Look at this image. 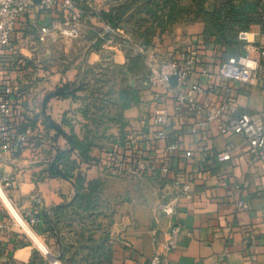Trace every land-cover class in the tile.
<instances>
[{
    "label": "crops",
    "instance_id": "obj_1",
    "mask_svg": "<svg viewBox=\"0 0 264 264\" xmlns=\"http://www.w3.org/2000/svg\"><path fill=\"white\" fill-rule=\"evenodd\" d=\"M113 6L110 0H73L70 11L57 8L47 13L41 9L40 0H34L13 33L14 53H24L29 60L38 62L35 57L40 47L47 66L33 73L32 78L36 81L30 88L37 95L36 99L27 96L26 90H19L25 106L20 109L21 126L30 124L33 132L27 144L16 151L6 152L0 148V176L10 180L9 185L3 183L4 188L0 182V196L2 192L21 216L37 214L39 222L33 226L37 235L31 234L39 242L18 227L0 197V224L4 223V227H0V264H30L35 255L39 256L35 264L42 259L49 264H65L60 257L61 247L56 235L47 229L45 213L53 206L71 202L76 195L72 180L51 174L58 151L69 149L70 144L50 125L48 118L61 123L68 113L66 116L71 117L69 120L73 124L71 131L84 139L78 104L72 97L54 96L47 103L43 100L64 84L76 83L80 67L73 63L60 69L59 61L56 65L53 62L56 44L61 37L68 35L53 32L45 43H40L33 35L42 25L74 15L80 28L76 35L68 36L73 40L90 22L106 27V23L95 16L103 15ZM204 25L203 21L197 20L184 26L185 34H179L169 49L179 44L196 45L204 40L207 47L205 66L216 70L220 60L228 55L205 39ZM151 56L141 59L140 65L132 70L131 83L136 87L137 97L124 110L125 132L141 133L155 106L154 92L164 91L145 84L147 60ZM89 58L94 62L100 59V55L91 52ZM199 79L204 82L206 77L200 76ZM233 86L238 101L247 109L261 110L264 107L261 87L236 83ZM168 107L171 114L174 113L172 99H169ZM194 123L195 117H184L176 120L169 129L186 145L173 155V167L167 175L161 173V166L168 142L151 140L142 145L155 168L119 202L109 230L112 260L108 264H148L156 253L161 256V264H264V176L257 166L248 163V144L241 136L223 135L215 123L207 129L193 131ZM185 148L192 149L197 156L209 149L215 152L229 149L231 159L220 162L208 158L196 162L185 158ZM104 150L101 153L94 148L91 155L95 159L89 164H80V170L88 180L106 176L101 168ZM175 179L191 181L192 192L189 197L180 198L178 216L174 220L159 214L158 204L170 191ZM239 201L245 202L248 208L241 210L237 205ZM174 225L181 227L177 247L166 250L165 244Z\"/></svg>",
    "mask_w": 264,
    "mask_h": 264
},
{
    "label": "built area",
    "instance_id": "obj_2",
    "mask_svg": "<svg viewBox=\"0 0 264 264\" xmlns=\"http://www.w3.org/2000/svg\"><path fill=\"white\" fill-rule=\"evenodd\" d=\"M33 4L34 0H0V148L6 152L16 151L27 144L33 132L30 124L21 126L20 109L24 99L16 82L6 70L3 71V65L8 66L9 56L14 54L13 33ZM40 6L47 13L57 8L70 11L73 0H40ZM258 12L264 18V0H260ZM79 28L78 18L71 15L70 18L56 19L48 25H42L33 37L45 43L53 32L74 36ZM107 29L110 27L107 26ZM238 37L242 43V52L223 57L216 70L205 66L207 47L204 40L196 45H176L160 61L153 57L147 60L145 84L152 89L163 88L164 91L154 92L155 106L144 122L141 133L129 130L117 135L104 150L101 168L106 176L138 180L149 177L155 166L148 160L142 145L151 140L168 142L161 166V173L167 175L173 167V155L186 145L169 129L176 120L191 116L195 117L193 131L207 129L215 123L221 134L241 136L248 144V163L257 166L264 176V107L261 110L247 109L238 101L233 86V83L253 85L264 91V24H252L249 30H241ZM141 52L144 50L141 49ZM173 76L177 77L176 83L172 82ZM200 76H205L206 80L202 82ZM169 99L174 102L172 114L168 107ZM184 154L186 159L196 162L208 158L220 162L231 159L229 149L222 152L209 149L197 156L192 149L185 148ZM81 173L84 175L83 171ZM0 182L2 187L3 183L10 184L9 178L4 176H0ZM191 192V181L173 180L170 191L162 196L158 204V213L175 220L178 216L177 203L181 197H189ZM237 205L241 210L248 208L243 201ZM23 218L31 227L39 222L36 213H30L27 219ZM0 227H4V223ZM180 232L179 225L171 228L165 244L166 250L177 247ZM148 264H161L160 254H154Z\"/></svg>",
    "mask_w": 264,
    "mask_h": 264
},
{
    "label": "rangeland",
    "instance_id": "obj_3",
    "mask_svg": "<svg viewBox=\"0 0 264 264\" xmlns=\"http://www.w3.org/2000/svg\"><path fill=\"white\" fill-rule=\"evenodd\" d=\"M223 1L226 0H110L121 12L116 15L120 19L115 26L103 15L95 16L105 22L106 27L90 22L77 38L71 40L64 36L59 39L53 53L54 64L59 61L60 69L73 63L80 67L76 83L69 87L74 90L72 98L78 104L83 126L81 135L91 144V151L95 148L102 153L114 137L125 133L124 108L133 97L130 58L140 57L141 60L152 55L162 60L170 52L169 45L176 37L185 34L184 26L197 20L207 21V12ZM258 14L262 20L256 23L264 24L263 16ZM36 52L38 62L17 51L9 56L8 66L3 65V71L12 77L17 88L26 90L28 94H25L32 100L37 98L30 88L36 81L32 78L33 73L47 66L43 61L44 51L39 47ZM91 52L98 53L100 59L92 62ZM70 118L65 116L66 123L63 120L59 123L69 133L73 126ZM99 179L101 182L92 194L93 199L78 201L82 206L91 201L88 209L71 207L58 218V227L69 246L68 255L78 264L107 262L109 230L119 202L140 182L131 177L103 176ZM24 217L27 219V215Z\"/></svg>",
    "mask_w": 264,
    "mask_h": 264
},
{
    "label": "trees",
    "instance_id": "obj_4",
    "mask_svg": "<svg viewBox=\"0 0 264 264\" xmlns=\"http://www.w3.org/2000/svg\"><path fill=\"white\" fill-rule=\"evenodd\" d=\"M260 0H226L213 9L211 12H207L206 20L204 21L203 35L205 39L212 43L218 50L225 55H232L238 52H242V43L239 40V32L241 30H249L251 25L257 21H261V17L258 14ZM121 13L119 8L113 7L109 11H104L103 16L107 18V21L116 25L118 18L116 15ZM132 60V69L129 73L132 74L134 67H137L140 63V57H135ZM133 86V97L130 99L129 104L125 105L128 108L131 101L137 97V90ZM69 85L66 83L63 87H59L56 91L49 93L45 96L43 102L47 103L51 97H72L75 93ZM66 116V113H65ZM64 116V117H65ZM50 125L57 130V133L64 136L70 144L69 149L59 150L54 162L51 166V174L54 176H60L73 181L76 189V197L69 203L63 205L53 206L48 212L45 213L47 229L56 235L59 245L61 247V260L65 264H78L74 257L68 255L69 246L65 244L64 236L58 227V218L61 214L66 212V209L71 207H79L88 209L91 205V201L86 206H82L79 200H91L92 194L97 191L100 179L94 178L88 180L85 175L81 173V163H91L95 158L91 155V144L85 139H80L72 130L71 133L65 131L61 124L50 120ZM66 119L63 118V122L66 123ZM126 125V124H125ZM87 185V186H86ZM91 187H94L91 190ZM91 190V191H89ZM79 204V205H76ZM94 204V202H93ZM111 242L107 248V262L108 264L112 260ZM35 255L30 264H35ZM40 261V260H39ZM38 261V262H39ZM39 264H49L48 261L42 259Z\"/></svg>",
    "mask_w": 264,
    "mask_h": 264
},
{
    "label": "bare ground",
    "instance_id": "obj_5",
    "mask_svg": "<svg viewBox=\"0 0 264 264\" xmlns=\"http://www.w3.org/2000/svg\"><path fill=\"white\" fill-rule=\"evenodd\" d=\"M1 197L4 200L5 204L7 205L8 209L10 210V212L12 213V215L14 216L16 223L18 225V227L25 232L26 234H28L30 237H32L34 239L35 242H37L35 240V238L33 237V234L37 235L36 232L34 231V229L31 227V225L23 218V216H21L13 207V205L10 203V201L8 200V198L1 192Z\"/></svg>",
    "mask_w": 264,
    "mask_h": 264
},
{
    "label": "water",
    "instance_id": "obj_6",
    "mask_svg": "<svg viewBox=\"0 0 264 264\" xmlns=\"http://www.w3.org/2000/svg\"><path fill=\"white\" fill-rule=\"evenodd\" d=\"M172 82H173V83H176V82H177V77H176V76H173V77H172ZM51 259H52L53 262L55 261L54 258H51Z\"/></svg>",
    "mask_w": 264,
    "mask_h": 264
}]
</instances>
